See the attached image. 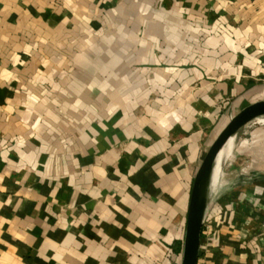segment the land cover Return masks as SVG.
<instances>
[{
  "label": "crops",
  "instance_id": "1",
  "mask_svg": "<svg viewBox=\"0 0 264 264\" xmlns=\"http://www.w3.org/2000/svg\"><path fill=\"white\" fill-rule=\"evenodd\" d=\"M95 3L125 8L129 34L142 19L163 53L114 48L101 75L46 57ZM130 65L138 104L120 90ZM263 100L264 0H0V264H181L202 159ZM230 174L226 162L197 264H264V181Z\"/></svg>",
  "mask_w": 264,
  "mask_h": 264
},
{
  "label": "rangeland",
  "instance_id": "2",
  "mask_svg": "<svg viewBox=\"0 0 264 264\" xmlns=\"http://www.w3.org/2000/svg\"><path fill=\"white\" fill-rule=\"evenodd\" d=\"M102 5H105V3H95L91 5L93 10L90 11L88 20L85 21V25H83L79 33L72 32L66 36L56 35L57 40L54 41L56 50L45 51V56L49 59L66 58L72 61V64H81L82 69H85L88 75H101V67H99L100 62H105L106 65L111 63L112 59L115 58L116 60L117 58L114 48H117V52L119 53L118 56H120L122 60L131 58L136 59L137 62L138 59L142 57V51H139L138 48L143 42L145 45L149 46L150 54H157L158 56L161 52L163 53L164 47L161 49L160 45L164 40L161 39L158 34L151 35L144 33L142 19L137 21V27L142 30L136 34H129L128 28H133L134 24L124 16L125 8L122 10L118 6L113 10L112 8L102 9ZM168 37L170 44L174 45L177 36L169 35ZM172 47H175V45ZM170 51L171 50H169V52ZM180 53L183 55V52ZM177 55L181 54L177 53ZM107 68L108 70L106 72L109 73L111 70H114L111 67ZM120 69V73L126 74L123 77L120 76L122 80L126 79L125 81H127V74H130V72L134 70L131 65L122 66ZM60 71L59 74L61 76L70 73L65 69H61ZM104 75L107 76L105 73ZM119 85L121 86L120 90L124 92L122 93L123 96H125V98L127 97L128 101L133 104L144 101L142 98H137L138 96H136V98H129V96H133L132 94L141 90L143 91L144 88H146L144 83L127 81L119 83ZM154 88L153 86L152 89L155 90ZM75 90H77V88L74 87L73 91ZM156 101L158 106L160 104L158 98L155 102ZM230 142L231 140L229 143ZM235 144L236 145L232 147L230 158H225V160L221 162L222 172L227 162V173H232L230 174V178L233 177V174H236L233 177L235 179H231L232 181L235 182V180L241 179L242 176L247 178L249 183L264 181V125L257 123L256 120L248 123L235 136Z\"/></svg>",
  "mask_w": 264,
  "mask_h": 264
},
{
  "label": "water",
  "instance_id": "3",
  "mask_svg": "<svg viewBox=\"0 0 264 264\" xmlns=\"http://www.w3.org/2000/svg\"><path fill=\"white\" fill-rule=\"evenodd\" d=\"M262 116H264V100L254 102L242 109L229 121L202 159L191 189L181 264L198 262L202 224L209 203V182L219 152L230 138L235 137L248 123Z\"/></svg>",
  "mask_w": 264,
  "mask_h": 264
},
{
  "label": "bare ground",
  "instance_id": "4",
  "mask_svg": "<svg viewBox=\"0 0 264 264\" xmlns=\"http://www.w3.org/2000/svg\"><path fill=\"white\" fill-rule=\"evenodd\" d=\"M256 122L264 125V117L256 119ZM230 140H231V142L229 143ZM235 145H236L235 144V137H232L227 141V143L224 145V147L219 152V154L215 160V163H214V166L212 169V173H211V177H210L209 188H208V199H210L211 194L216 189L219 178L222 174L221 162H223V160H225V158L226 159L230 158L231 152H232V147H234Z\"/></svg>",
  "mask_w": 264,
  "mask_h": 264
},
{
  "label": "built area",
  "instance_id": "5",
  "mask_svg": "<svg viewBox=\"0 0 264 264\" xmlns=\"http://www.w3.org/2000/svg\"><path fill=\"white\" fill-rule=\"evenodd\" d=\"M209 202H210V199H209ZM208 206H209V203H208ZM207 210H208V207H207ZM207 210H206V213H205V216H204V219H203V224H202V230H201V234L202 233H206L210 230V219H211V216L210 214L207 213ZM167 254L169 256L172 255V251L170 249L167 250Z\"/></svg>",
  "mask_w": 264,
  "mask_h": 264
}]
</instances>
